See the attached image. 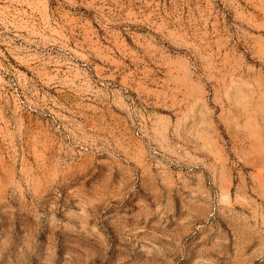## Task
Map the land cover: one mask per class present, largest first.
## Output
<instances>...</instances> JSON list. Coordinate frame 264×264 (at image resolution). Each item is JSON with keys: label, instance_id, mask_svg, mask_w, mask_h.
I'll list each match as a JSON object with an SVG mask.
<instances>
[{"label": "rangeland", "instance_id": "1", "mask_svg": "<svg viewBox=\"0 0 264 264\" xmlns=\"http://www.w3.org/2000/svg\"><path fill=\"white\" fill-rule=\"evenodd\" d=\"M0 264H264V0H0Z\"/></svg>", "mask_w": 264, "mask_h": 264}]
</instances>
